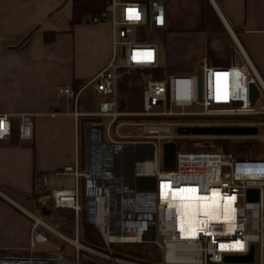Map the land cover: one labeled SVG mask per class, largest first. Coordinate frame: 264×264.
Wrapping results in <instances>:
<instances>
[{
	"label": "built area",
	"instance_id": "2783aa9c",
	"mask_svg": "<svg viewBox=\"0 0 264 264\" xmlns=\"http://www.w3.org/2000/svg\"><path fill=\"white\" fill-rule=\"evenodd\" d=\"M84 20H107L112 26L111 55L86 82L96 93H112L122 73L157 67L155 44L140 41L133 33L134 27L164 25L162 0H109L107 9L87 14ZM116 48L121 49L118 58ZM199 68V78L196 71L147 77L138 111H119L113 100L99 102L92 114L107 120L105 124H87L84 166L78 168L73 162L55 171L73 176V186L47 191L48 203L44 205L49 208L48 214L40 210V205L27 211L30 224L26 243L20 248L0 249V264H142L111 254L110 244L125 241L153 243L160 254L158 264H216L226 253H246L252 243L254 260L264 264V151L241 156L216 146L212 137L219 135L176 131L183 125L261 124L248 118L249 114L263 112L253 107L255 102L250 104L248 83L253 81L257 86V98L264 95V84L246 60L244 66H212L203 61ZM78 91L57 87L58 93L72 96L73 104ZM126 115L141 118L119 119ZM221 117L236 119H218ZM0 122V139H8L10 114L0 112ZM120 126H127L125 133L118 131ZM111 127L116 136L111 134ZM15 131L19 140L32 139L31 113H18ZM167 141L174 144V158L173 164L163 169L162 144ZM187 143L188 148H183ZM205 145L207 149H197ZM136 175L153 176L154 188L135 189ZM80 177L87 221L95 225L101 247L78 238ZM45 184L46 176L39 175L38 186L44 188ZM190 187L197 196L214 193L230 200L234 212L231 231L216 221L202 227L192 224V231L179 225L176 198L167 193L185 192ZM249 187L257 189L255 200L246 199ZM65 210L72 215L71 236L53 216L57 214L64 222Z\"/></svg>",
	"mask_w": 264,
	"mask_h": 264
},
{
	"label": "crops",
	"instance_id": "0c3cea01",
	"mask_svg": "<svg viewBox=\"0 0 264 264\" xmlns=\"http://www.w3.org/2000/svg\"><path fill=\"white\" fill-rule=\"evenodd\" d=\"M162 1L164 25L134 27L133 33L134 38L155 44L157 67L161 44L165 62L184 67L187 73L203 61L244 66L246 60L264 84V0ZM71 12V0H0V112L9 113L12 124L10 137L0 139V249L26 243L27 211L44 205L39 200L42 193L34 192L48 191L38 186L39 175L44 174L47 183L64 164L84 166L87 124H103L101 118L105 119L92 114L99 102L113 100L115 109L126 112L142 106L141 72L150 68L122 73L112 93H96L86 84L111 55L112 26L107 20L85 21L89 13L71 23ZM33 27L21 44L12 47ZM120 50H115L117 58ZM59 86L79 90L75 104L72 96L57 92ZM20 112L32 115L29 141L16 135ZM226 136L234 135L218 137Z\"/></svg>",
	"mask_w": 264,
	"mask_h": 264
},
{
	"label": "rangeland",
	"instance_id": "374dc122",
	"mask_svg": "<svg viewBox=\"0 0 264 264\" xmlns=\"http://www.w3.org/2000/svg\"><path fill=\"white\" fill-rule=\"evenodd\" d=\"M141 31V32H140ZM140 34H143L142 30H139ZM159 64L157 68H153V69H142L141 72V77L143 79V82H145V79L147 77H165L167 76L169 73H187V69H185L184 67H176L177 65H172L169 63L165 62L164 59V54L166 55L165 50L163 51V47L159 46ZM194 68H191V70H193ZM190 70V69H188ZM261 95L256 99L253 107L255 109H259L262 110L263 112H258V113H254V114H249L248 117L250 118L249 120L252 121H260L262 122L261 124H257L258 130L257 133L254 135H234V136H226L224 137L225 139H227L228 143L230 144L232 150V153L237 154V155H241V156H249L251 154H255L259 151H264V99L263 102L260 106V102H261ZM105 118V117H104ZM218 119H236L235 117H221ZM103 124H105L106 122V118L103 119L101 118ZM130 128V127H128ZM127 129V126H120L119 127V132L120 133H124V131ZM111 134L113 136H116L114 133V129L113 127H111ZM212 141L215 143L216 146H218L216 143V138H212ZM188 144H185V146H183V148H188ZM219 147V146H218ZM176 148H179L176 145ZM221 148V147H220ZM197 149H207V146H200ZM160 167L161 168H166L167 166L164 165L161 161H160ZM77 187H78V191H79V202L82 205V209L79 211V219L81 220H87L86 217V208H85V200H84V188H83V180L80 177L77 180ZM74 183V178L71 175L68 174H58V175H50L48 176L47 179V183L45 185V188L47 190H50L51 188H57V187H71L73 186ZM39 193H42L40 195V201L42 204L47 203L48 200V193L43 192L42 189H38ZM64 215L65 220L64 222H61L60 219H58V215L57 214H53V216L55 217V221L58 222L59 226L61 227V229L64 231L65 234H67L68 236L72 235V232L69 230L70 225H71V221H72V215L71 212L69 210H65L64 211ZM83 216V218H82ZM263 235H264V229H263ZM255 252H257V246L255 245ZM151 253V259L150 262L148 261H140L138 260H130V261H135V262H141L144 264H149V263H157L160 261V254H159V260L154 262V260H156V252L155 251H151L148 250L146 251V254H150ZM123 258V257H121ZM126 259V258H124ZM128 260V259H127ZM264 262V261H263ZM80 263L82 264V262L80 261ZM216 264H227L225 262H220V263H216ZM243 264V263H240ZM250 264H257V260H254L252 263Z\"/></svg>",
	"mask_w": 264,
	"mask_h": 264
},
{
	"label": "water",
	"instance_id": "95a60500",
	"mask_svg": "<svg viewBox=\"0 0 264 264\" xmlns=\"http://www.w3.org/2000/svg\"><path fill=\"white\" fill-rule=\"evenodd\" d=\"M34 30V27L29 29L19 41L12 47H16L21 44ZM197 76L199 78L200 68L196 69ZM258 88L253 81L248 83V98L250 104H253L258 96ZM257 125H183L177 126L176 131L178 133H191V134H208V135H254L257 133ZM162 158L163 164L171 166L174 158V144L171 141L164 142L162 144ZM133 187L139 190H152L154 188V177L151 175H136L133 180ZM257 198V189L249 187L246 190V199L255 200ZM40 210L48 214L49 208L45 205L40 207ZM223 262L226 263H251L254 260V247L250 243L248 251L246 253H226L222 256Z\"/></svg>",
	"mask_w": 264,
	"mask_h": 264
},
{
	"label": "trees",
	"instance_id": "16d2710c",
	"mask_svg": "<svg viewBox=\"0 0 264 264\" xmlns=\"http://www.w3.org/2000/svg\"><path fill=\"white\" fill-rule=\"evenodd\" d=\"M109 4V0H71V18L70 22L75 23L82 20V17L89 14H99L105 10ZM216 144L220 146L226 152H232V148L224 137H217ZM35 195L39 194V191L34 192ZM83 218V216H82ZM78 238L80 241L92 246L101 247L102 240L95 227V225L87 220H81L78 216ZM151 250L156 252V260H159V250L151 242L143 241H125L116 242L110 244V252L112 255L123 257L128 260H142L150 262L151 253L148 255L146 251Z\"/></svg>",
	"mask_w": 264,
	"mask_h": 264
},
{
	"label": "bare ground",
	"instance_id": "6f19581e",
	"mask_svg": "<svg viewBox=\"0 0 264 264\" xmlns=\"http://www.w3.org/2000/svg\"><path fill=\"white\" fill-rule=\"evenodd\" d=\"M194 191V188L190 187L185 192L169 190L167 193L176 198L177 211L180 214L179 225L192 231V224L194 227L199 225L202 227L209 225L211 221H216L221 223L226 230L231 231L234 212L230 200L219 193V195L211 193L209 196L203 197L197 196Z\"/></svg>",
	"mask_w": 264,
	"mask_h": 264
},
{
	"label": "snow or ice",
	"instance_id": "6c2138e0",
	"mask_svg": "<svg viewBox=\"0 0 264 264\" xmlns=\"http://www.w3.org/2000/svg\"><path fill=\"white\" fill-rule=\"evenodd\" d=\"M136 18H138V16ZM0 127H3V123L2 122H0Z\"/></svg>",
	"mask_w": 264,
	"mask_h": 264
}]
</instances>
